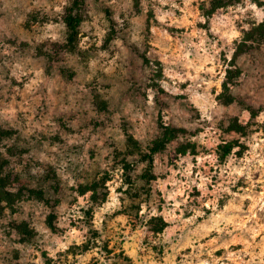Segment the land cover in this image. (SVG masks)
<instances>
[{
    "label": "rangeland",
    "instance_id": "374dc122",
    "mask_svg": "<svg viewBox=\"0 0 264 264\" xmlns=\"http://www.w3.org/2000/svg\"><path fill=\"white\" fill-rule=\"evenodd\" d=\"M75 1L0 0V264H264V0Z\"/></svg>",
    "mask_w": 264,
    "mask_h": 264
},
{
    "label": "trees",
    "instance_id": "16d2710c",
    "mask_svg": "<svg viewBox=\"0 0 264 264\" xmlns=\"http://www.w3.org/2000/svg\"><path fill=\"white\" fill-rule=\"evenodd\" d=\"M84 3H85L84 0H76L73 3V5L67 9L64 17V22L67 25V29H68V41L71 45L75 44L76 40L78 39V36L80 35V27L84 20L82 14V8L84 6ZM228 4H229L228 0H212V9L210 13L213 14L217 10L226 7ZM256 36H258L257 39H255ZM259 40L261 41L264 40V24L246 33L245 38L240 43L239 49L235 53L234 59H237L239 56L246 53V50L243 47L250 46L249 43L259 42ZM236 72L238 74L240 72L239 69H237ZM225 87L228 86L225 85ZM174 137H175L174 131H172L171 129H167L165 135L163 136V139H161V141L160 140L156 141L155 147L152 149L153 153L155 154L158 151H160ZM0 183L2 184L4 183V179H2L1 177H0Z\"/></svg>",
    "mask_w": 264,
    "mask_h": 264
},
{
    "label": "crops",
    "instance_id": "0c3cea01",
    "mask_svg": "<svg viewBox=\"0 0 264 264\" xmlns=\"http://www.w3.org/2000/svg\"><path fill=\"white\" fill-rule=\"evenodd\" d=\"M92 191H93V189L85 190V191L81 192L80 194H81V195H85V194H87L88 192H91V193H92Z\"/></svg>",
    "mask_w": 264,
    "mask_h": 264
}]
</instances>
